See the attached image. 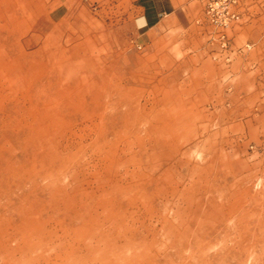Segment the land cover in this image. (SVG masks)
Instances as JSON below:
<instances>
[{"label": "rangeland", "instance_id": "rangeland-1", "mask_svg": "<svg viewBox=\"0 0 264 264\" xmlns=\"http://www.w3.org/2000/svg\"><path fill=\"white\" fill-rule=\"evenodd\" d=\"M185 1L187 10L141 29L136 0H0V264L17 263L8 258L17 247L11 237L36 232L37 214L27 207L18 216L10 202L16 184L58 169L73 152L82 153L75 175L61 176L55 193L39 181L41 194L28 200L50 216L82 208L84 223L79 231L59 227L39 264H111L118 248L90 200L119 188L134 200L117 197L125 221L150 253L168 228L186 229L194 201L203 203L213 183L232 186L237 207L250 194L264 204V7L245 0L223 47L205 0ZM47 103L65 109L54 132L46 130ZM52 148L58 159L50 167ZM47 230L39 224L37 234ZM70 237L87 246H68Z\"/></svg>", "mask_w": 264, "mask_h": 264}, {"label": "bare ground", "instance_id": "bare-ground-1", "mask_svg": "<svg viewBox=\"0 0 264 264\" xmlns=\"http://www.w3.org/2000/svg\"><path fill=\"white\" fill-rule=\"evenodd\" d=\"M15 60L19 63V57H15ZM47 80L51 81L50 73H47ZM50 85L51 83L48 81L47 87ZM98 103H101V99ZM107 109V105H102V113H106ZM111 109L113 112H117V105L111 106ZM42 110L51 115L46 130L54 132L59 124L58 121L61 119L59 116H61L62 110H65L64 107L61 108L57 103L54 105L47 103L42 107ZM43 115L45 114L41 116ZM113 121L118 124L121 121L119 115H116ZM134 125L132 124L131 128ZM101 128V126H98L100 132ZM128 129L130 130V128ZM119 130L121 131L120 127L116 125L111 128L115 139L121 137L119 136L121 134ZM127 132L125 131V133ZM103 135L105 134L102 133L101 140L106 144V138ZM41 137L47 140L50 136L42 134ZM158 142L160 140H157ZM95 146L99 151L101 147L97 144ZM56 154L57 151L53 149L50 151V155L45 157L50 167L58 159ZM81 154L73 152L70 155H63L60 161L66 166L61 164L56 170L53 166L50 168L52 170L50 172L42 171L38 177L28 176V179H23L24 183H20V179L16 184L10 198V202L14 200L17 204L15 208L19 211H15L16 214L22 216L27 207L30 208L31 213L37 214V217H31L30 219L31 228L36 229V232L25 227L23 229L24 235L11 237L17 243V247L15 251L8 255V258L13 262L17 260L16 264H39V258L45 252V247L56 244L57 229L59 227L64 229L68 227L71 230L79 231L78 223H84L82 208L78 209L79 215H69L67 209L58 207L56 214L53 213L50 216L47 215L48 211L41 207L38 200H28L31 195L41 194L39 181L48 180L46 186L51 193L60 191L57 190L59 178L75 175L77 169L75 165L78 164ZM152 165L154 166V164ZM231 189L232 186L222 182L211 184L204 202L194 201L195 206L186 229L178 234L174 228H168V240L161 244L157 242V244L152 245L156 248L154 253L147 250L144 252L148 247L146 241L141 237L139 238L136 228L128 226L125 221L126 210L124 204L122 208L116 202L117 197L121 196L126 199L124 203L133 204L134 200L129 192L119 188L111 194L101 193L93 196L90 202H93L92 211H95L98 218L100 216L105 217L101 225L104 221L108 222L104 235L107 238H114L113 240L117 239L115 243L111 239L112 243L108 244L113 249L114 247L115 249L118 248L117 252L113 254L111 264L112 262L113 264H245L247 261L251 264H264V204L259 203L255 196L250 194L248 197V203L250 204L247 207H237L239 203L235 202L237 194L232 192ZM177 210L181 212L183 210L182 205L178 206ZM105 213H114L118 217L114 222L111 221L112 218H109L108 215H104ZM44 215H46V219H44ZM198 218L200 219L198 220ZM39 224L42 228L47 227V232L37 234ZM95 226L98 225L95 224ZM71 239L74 240V244L68 243V246H87L83 244L81 237ZM118 239L122 241H118ZM159 252H163L162 255H158ZM3 255H5V252L2 251L0 257Z\"/></svg>", "mask_w": 264, "mask_h": 264}, {"label": "built area", "instance_id": "built-area-1", "mask_svg": "<svg viewBox=\"0 0 264 264\" xmlns=\"http://www.w3.org/2000/svg\"><path fill=\"white\" fill-rule=\"evenodd\" d=\"M264 7V0H256ZM245 0H205L204 13L212 26L218 30V39L224 47L228 41L226 31L241 19Z\"/></svg>", "mask_w": 264, "mask_h": 264}, {"label": "crops", "instance_id": "crops-1", "mask_svg": "<svg viewBox=\"0 0 264 264\" xmlns=\"http://www.w3.org/2000/svg\"><path fill=\"white\" fill-rule=\"evenodd\" d=\"M137 26L141 29H153L177 12L187 10L185 0H136Z\"/></svg>", "mask_w": 264, "mask_h": 264}]
</instances>
